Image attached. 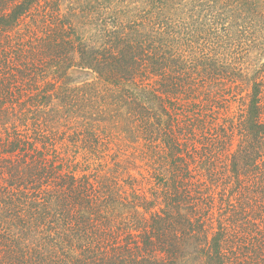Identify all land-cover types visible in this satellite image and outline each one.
<instances>
[{
    "label": "trees",
    "instance_id": "obj_1",
    "mask_svg": "<svg viewBox=\"0 0 264 264\" xmlns=\"http://www.w3.org/2000/svg\"><path fill=\"white\" fill-rule=\"evenodd\" d=\"M0 5V264H264V0Z\"/></svg>",
    "mask_w": 264,
    "mask_h": 264
},
{
    "label": "rangeland",
    "instance_id": "obj_2",
    "mask_svg": "<svg viewBox=\"0 0 264 264\" xmlns=\"http://www.w3.org/2000/svg\"><path fill=\"white\" fill-rule=\"evenodd\" d=\"M43 1H47V0H43ZM65 3L66 2L61 1L60 4H56V3H52V4H35L36 6H39V7L38 8H33L32 10H34L35 12L39 13V15H41V14H43L45 12V9H46V13L49 15L48 18L51 19V18H54L53 16H51V14L52 15L63 14V13L64 14H68L69 11H70L69 10L70 8L75 9L81 15L82 14L81 10L78 11L79 6H83V5L88 6L87 4H65ZM138 9L141 10L142 8L138 5ZM27 18H28V16L26 15L25 18H24V22H25L26 25L31 26L30 21ZM83 20H85V19H83ZM38 21L39 20H37V26L40 28V23ZM79 29L81 30L82 33H84V36H87L88 41L90 43H93V44L96 43V40H97L98 35H99L97 28L96 29L91 28L89 30V32H87V33H86V30L83 29V26H79ZM6 32L8 34V37H7L8 41L11 40V37L14 38L16 36H21V35L27 36L28 35V33H26L25 31H23V30L15 31L14 28L11 29L10 31L7 30ZM20 33H21V35H18ZM233 92L236 95L235 96L236 99L235 100H229L228 102H225L224 104H222L220 106H222V108L225 107V110L226 109L231 110L233 112V115L236 117L237 114L239 113V108L242 106L241 104H245V102L247 103L248 88L246 86L240 87L238 89L234 88ZM261 105H264V89H262V91H261ZM216 107H217L216 105H214V107H212V109L214 110L212 114H215V115L221 114V119H224L223 122L226 125H228L230 123V118L226 117L224 115L223 109L221 111L220 109H217ZM177 114L180 116V112H178ZM104 122L107 123L106 124L107 127H109V124L110 125L112 124V120L108 121V119H106V120H104ZM106 133H107V131L104 130V133H102L100 135V138L102 136L106 135ZM235 133H236V138H237L238 132L235 131ZM130 146H133V143ZM143 149H145V147ZM104 152L111 153L112 154V156H111L112 157V161L115 159V161L118 162L119 164H121V165L124 164L125 167H127V168L130 167L131 170H132L131 172H133V173H136L138 171L137 168L134 167V163L142 164L144 162V160H145L143 155H138L137 157H135V154L133 152H128L127 153V151L124 148L120 149V148L116 147L115 145L111 146L110 149H106L105 148Z\"/></svg>",
    "mask_w": 264,
    "mask_h": 264
}]
</instances>
